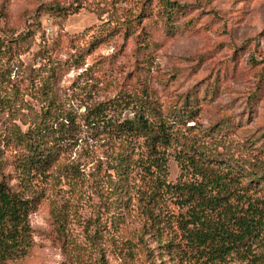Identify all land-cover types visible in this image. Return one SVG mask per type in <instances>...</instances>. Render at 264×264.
Listing matches in <instances>:
<instances>
[{"label":"rangeland","instance_id":"rangeland-1","mask_svg":"<svg viewBox=\"0 0 264 264\" xmlns=\"http://www.w3.org/2000/svg\"><path fill=\"white\" fill-rule=\"evenodd\" d=\"M112 1L0 0V178L32 210L28 248L7 264H179L163 247L170 225L149 219L173 208L156 204L162 175L141 143L84 121L132 117L134 92L165 118H190L178 130L203 158L246 184L262 175L264 0H169L185 8L169 32L157 0H114L129 17L146 3L133 30L109 24ZM40 119L63 122L37 140L44 166L23 137ZM180 149L161 150L167 184L180 175Z\"/></svg>","mask_w":264,"mask_h":264},{"label":"trees","instance_id":"trees-1","mask_svg":"<svg viewBox=\"0 0 264 264\" xmlns=\"http://www.w3.org/2000/svg\"><path fill=\"white\" fill-rule=\"evenodd\" d=\"M149 1L156 0H145L146 3ZM157 1L169 32L172 29L170 23L179 15H183L185 8L169 0ZM145 2L141 4L137 16L129 17L126 10L118 12L115 7L117 2L113 0L109 24L112 25L113 21L116 24L126 23L124 25L126 29L131 25L132 30L137 29L140 19L148 12L144 8ZM82 8L83 6L77 2L75 11L69 15L76 14ZM49 9L54 10L57 15L66 11L58 5ZM136 93L130 96L131 106H134V110L130 111L132 117L104 119V112L99 111L89 118V115L85 114L84 121L94 128L98 125L107 127L114 135L122 138L123 142H127L128 147L141 143V149L145 150L151 162L149 168L162 175L158 184V198L155 201L156 204H160L158 201H161L163 206L165 203L169 204L173 211L164 213L165 217L162 220L160 216L152 217L150 214L149 219L157 227L167 222L170 225L171 229L166 233L163 242L165 252L179 264H264V197L259 196L263 189H255L258 187L256 182L264 183V167L262 175H252L246 184L244 181L247 176L239 171L220 167L221 162L214 160V157L203 158L195 143L183 138L184 134L178 127L180 124L185 125L190 118L182 122V116H177L178 113L165 118L160 115L149 97L145 95V98H141ZM41 110L42 117L50 115V108L48 112H45L46 109L43 107ZM50 120L40 119L36 127L28 129L23 136L38 153L37 162H44L37 163V166H44L49 156L45 150L38 147L37 140L43 138V132L48 129L57 135L59 131L57 125L59 127L63 125V122L56 120L57 125L55 122L50 124ZM168 148H181L179 153H183L176 158L180 175L174 185L166 182V158L161 152ZM183 148L187 151L183 152ZM119 170V180L125 181L131 177L124 166ZM157 180L158 177L151 176L150 183ZM31 211L29 203L13 192L5 178L1 177L0 264L17 260L28 248L30 235L28 218Z\"/></svg>","mask_w":264,"mask_h":264}]
</instances>
